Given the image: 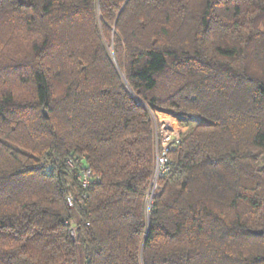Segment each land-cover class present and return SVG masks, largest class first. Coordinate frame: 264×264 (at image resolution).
I'll return each mask as SVG.
<instances>
[{"label": "trees", "instance_id": "1", "mask_svg": "<svg viewBox=\"0 0 264 264\" xmlns=\"http://www.w3.org/2000/svg\"><path fill=\"white\" fill-rule=\"evenodd\" d=\"M0 264H264V0H0Z\"/></svg>", "mask_w": 264, "mask_h": 264}, {"label": "built area", "instance_id": "2", "mask_svg": "<svg viewBox=\"0 0 264 264\" xmlns=\"http://www.w3.org/2000/svg\"><path fill=\"white\" fill-rule=\"evenodd\" d=\"M153 122V145H154V172L150 188L147 191V208L149 210L152 198L159 188V180L170 174L173 170L174 163L169 159L168 152L171 146L180 142L181 133L183 128L178 125V121L168 114L169 119L160 121L157 117L158 111H150ZM177 124L175 126V123ZM75 160L72 156L67 159V165L71 170L72 175L75 177L79 185L86 187L93 180V174L90 169L75 166ZM68 205H72L71 195L67 198ZM74 223H71V234L74 236Z\"/></svg>", "mask_w": 264, "mask_h": 264}, {"label": "rangeland", "instance_id": "3", "mask_svg": "<svg viewBox=\"0 0 264 264\" xmlns=\"http://www.w3.org/2000/svg\"><path fill=\"white\" fill-rule=\"evenodd\" d=\"M158 111V119L160 120V121H163V120H168L169 119V116H167L169 113L168 112H165V111H160V110H157ZM171 115V114H170ZM171 116H173V115H171ZM174 117V116H173ZM175 118V117H174ZM176 119V118H175ZM177 120V119H176ZM178 121V120H177ZM175 123V122H174ZM177 124L175 123V126H176ZM178 125H179V123H178Z\"/></svg>", "mask_w": 264, "mask_h": 264}, {"label": "water", "instance_id": "4", "mask_svg": "<svg viewBox=\"0 0 264 264\" xmlns=\"http://www.w3.org/2000/svg\"><path fill=\"white\" fill-rule=\"evenodd\" d=\"M45 116H46V113L44 112ZM254 233H257V234H262V231H253Z\"/></svg>", "mask_w": 264, "mask_h": 264}]
</instances>
